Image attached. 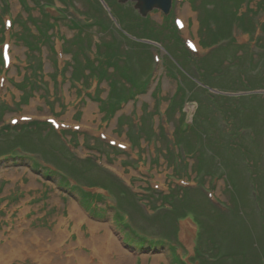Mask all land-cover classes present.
I'll list each match as a JSON object with an SVG mask.
<instances>
[{
  "label": "rangeland",
  "instance_id": "374dc122",
  "mask_svg": "<svg viewBox=\"0 0 264 264\" xmlns=\"http://www.w3.org/2000/svg\"><path fill=\"white\" fill-rule=\"evenodd\" d=\"M107 2L0 0V264H264V0Z\"/></svg>",
  "mask_w": 264,
  "mask_h": 264
},
{
  "label": "trees",
  "instance_id": "16d2710c",
  "mask_svg": "<svg viewBox=\"0 0 264 264\" xmlns=\"http://www.w3.org/2000/svg\"><path fill=\"white\" fill-rule=\"evenodd\" d=\"M106 3H108L107 2V0H104ZM243 2V0H241V2H240V4H239V6L241 5V3ZM146 18V17H145ZM166 18H168V17H166ZM41 20V19H40ZM50 20V19H49ZM57 19L55 18L54 19V21H53V19L51 18V20H50V22H47L48 23V26H47V28H46V30H48V29H52L54 26H55V21H56ZM137 20L138 21H142V19H141V17H137ZM0 21H1V17H0ZM120 22H121V20H119ZM1 24H2V22H1ZM85 26H87V25H85ZM123 26V25H122ZM41 27H38L37 26V29H38V34H32V36L35 38H33V37H31V36H19L18 38H20L22 41H23V43H24V45L26 46V47H28V49L29 50H32L33 48L35 49V48H39V44H41V42L43 41L44 42V39L45 38H49V37H44L43 35V33H41V29H40ZM72 28H75V29H78L79 31H80V33L82 34V32H84L83 31V29L84 28H82V27H80L79 25H77V24H75V25H72ZM249 28V29H248ZM40 29V30H39ZM244 29L245 30H247V31H251L252 30V26H251V24H249V25H247V27H244ZM261 29V28H260ZM36 36V37H35ZM140 37V36H139ZM140 44V43H139ZM109 49L108 48H106L105 49V51H108ZM67 51V50H66ZM84 58H86L87 59V57H84ZM258 60L261 62V61H263L264 60V55H258ZM83 62V63H85L84 62V60H77V59H75V62L77 63V62ZM104 60H102V62H103ZM88 62V61H87ZM1 64H3V61H2V59H1V56H0V65ZM85 65H87L86 63H85ZM182 68H184L183 66H182ZM180 69V68H179ZM181 70V69H180ZM185 70H187L186 68H185ZM92 72H95V71H92ZM90 73H91V71H90ZM92 74V73H91ZM116 74H118L117 72H116V70L114 69L112 72H110V77H111V79H113V77L116 75ZM126 75V73H124V72H122V73H120V76H122V75ZM124 75V76H125ZM210 76L211 75H208V76H200L201 77V80H199L203 85H206L207 87L209 86L210 87V85L211 84H209L210 82H209V78H210ZM218 77V76H217ZM252 79H254V80H256L255 81V83H258L259 84V82H260V80L262 81V79H263V81H264V72H262V71H260L258 74H257V76H255V77H252ZM252 82V81H251ZM146 83L147 82H142L139 86H137L136 87V89H135V92L134 93H136V92H144V90H145V88H146ZM194 85H193V87H195L196 89L197 88H201V87H197V84L194 82L193 83ZM251 84V83H250ZM212 85H213V83H212ZM251 86V85H250ZM262 86L264 87V83L262 84ZM211 88V87H210ZM216 89H218L219 91H222L219 87H217ZM263 90H264V88H262ZM201 90L202 91H205L206 90V88H201ZM247 90H250V88H247ZM178 91L179 92H181V95H182V92H183V89H182V87H179V89H178ZM132 96V95H131ZM129 97H130V95H129ZM221 97V96H220ZM239 97V99H249V100H251L252 102H255L254 100L255 99H258V95H252V94H250V95H247V96H238ZM181 98V97H180ZM222 98V97H221ZM261 99H263L262 98V96L260 97ZM224 99V98H223ZM242 104V102H240V104H238V106H240ZM247 104H249L248 102H247ZM243 106L245 107V104H243ZM242 107V106H241ZM251 107H252V105H251ZM247 107H245V109H246ZM248 109V108H247ZM224 113H225V116L226 117H230V114H228V113H226V111L224 110L223 111ZM239 113H241L242 115H243V112H244V110H239L238 111ZM239 117V116H238ZM235 118V117H234ZM245 118H246V120H242V122L243 123H240V125H238V126H235V128H234V133H233V135H232V137L233 138H236L235 137V135H236V133L238 134V137H240L241 138V133L245 130V128L247 127V126H249V124L247 123V122H249V119L250 118H252V115H246L245 116ZM236 122V124L238 123V121H234V123ZM244 124V125H243ZM40 125V124H39ZM185 129H186V127H184ZM189 130V129H188ZM191 130V129H190ZM183 131V130H182ZM261 133V132H260ZM5 134V133H4ZM262 135H260V136H264V130L262 131V133H261ZM203 138H205L204 136H203ZM176 141V144H180V143H182L183 144V142H181V141H179V139H177V137H176V139H175ZM20 144H22V143H20ZM20 144H17L16 146H15V148H18V147H21L22 145H20ZM24 146V145H23ZM183 146H184V148H185V150H186V152L188 151L189 153H192V151H194V150H191V151H189L188 150V147H187V145H184L183 144ZM3 151V150H2ZM197 150H195V152H196ZM244 152V151H243ZM2 153V152H1ZM244 155H245V152H244ZM248 157V156H247ZM247 157H246V160H247ZM246 162V161H245ZM221 164V163H220ZM222 166L224 165L225 167H227L226 165H225V163L224 162H222V164H221ZM199 171V170H198ZM65 181V183L64 184H67V185H69L68 183L69 182H67V180H64ZM73 189H76L79 193H80V195L86 200V198L88 197H92V195L91 194H87L86 192H84V191H82L81 189H79V188H77V187H72ZM87 198V199H88ZM86 203L88 204V201L86 200ZM117 221V220H116ZM119 226H120V223L118 222L117 223ZM121 227V226H120ZM128 235H127V238H126V242L127 241H130V239H128ZM143 241L142 242H145L144 241V239H142ZM176 263H174V264H182L177 258H176V261H175Z\"/></svg>",
  "mask_w": 264,
  "mask_h": 264
},
{
  "label": "water",
  "instance_id": "95a60500",
  "mask_svg": "<svg viewBox=\"0 0 264 264\" xmlns=\"http://www.w3.org/2000/svg\"><path fill=\"white\" fill-rule=\"evenodd\" d=\"M128 0H118L119 3H125ZM135 2L134 8L142 15V17L147 16V14L153 9H158L162 12L164 16L170 13L173 0H129Z\"/></svg>",
  "mask_w": 264,
  "mask_h": 264
},
{
  "label": "bare ground",
  "instance_id": "6f19581e",
  "mask_svg": "<svg viewBox=\"0 0 264 264\" xmlns=\"http://www.w3.org/2000/svg\"><path fill=\"white\" fill-rule=\"evenodd\" d=\"M13 242H15V241H13ZM15 243H16V242H15ZM15 245H16V244H15ZM15 245H14V249H13V251H15L16 248H18V246L16 247ZM11 248H12V244H8L7 247H4V249H3L2 251H3V253H4L5 250L9 251V250H11ZM7 251H6V252H7ZM0 254H1V252H0ZM88 263H89V262L82 261V264H88Z\"/></svg>",
  "mask_w": 264,
  "mask_h": 264
},
{
  "label": "snow or ice",
  "instance_id": "6c2138e0",
  "mask_svg": "<svg viewBox=\"0 0 264 264\" xmlns=\"http://www.w3.org/2000/svg\"><path fill=\"white\" fill-rule=\"evenodd\" d=\"M179 23V22H178ZM191 46V45H190Z\"/></svg>",
  "mask_w": 264,
  "mask_h": 264
}]
</instances>
